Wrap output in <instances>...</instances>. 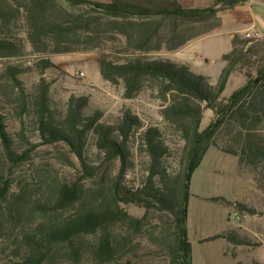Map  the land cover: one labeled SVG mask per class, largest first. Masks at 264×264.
Masks as SVG:
<instances>
[{
	"label": "trees",
	"instance_id": "1",
	"mask_svg": "<svg viewBox=\"0 0 264 264\" xmlns=\"http://www.w3.org/2000/svg\"><path fill=\"white\" fill-rule=\"evenodd\" d=\"M65 1L78 10L60 0H0V60L27 55L22 27L33 54L40 56L34 66L42 73L55 68L52 55L110 48L99 58L103 79L112 85L123 84L127 100L147 88L155 91L164 104L163 120L184 146L176 149L162 127L145 126L131 110L118 123L105 124L102 111L87 113L88 96H72L65 111L59 112L52 105L46 80L29 92L22 76L30 68L7 65L0 76V96L3 92L18 113L20 141H25L26 121L31 119L42 144L55 150L65 165L80 168L76 181L51 178L42 195L30 204L23 194L11 200L12 173L30 161L33 150L17 147L0 112V231L3 224L19 223L23 211L29 210V227L16 248L22 262L16 264H51L63 256L80 263L87 250L95 264H139L135 261L138 236L163 252L170 264H193L185 213L191 196L187 177H192L211 148L239 158L240 166L259 171L264 164V136L257 139L251 130L246 136L241 133L245 140L235 148L220 145L218 132L232 121L242 129L262 125L264 132V90H256L258 82H248L223 106L230 79L257 56L255 48L249 47L253 40L235 36L233 50L222 57L225 67L216 84L205 75L194 74L190 65L159 55L217 32L223 24L222 14L249 0H213L211 7L195 9L184 8L182 0L163 4ZM260 72L264 77V67ZM206 111L214 112L216 120L202 131ZM136 141L149 159L147 174L138 186L129 181ZM92 144L103 157L100 166L89 158ZM87 181L95 186L88 188ZM206 201L253 214L244 204L223 197ZM131 204L145 209L142 218L128 212L126 206ZM117 226L126 228L121 238L115 234ZM217 240L260 246L234 231L216 234L203 243Z\"/></svg>",
	"mask_w": 264,
	"mask_h": 264
},
{
	"label": "rangeland",
	"instance_id": "2",
	"mask_svg": "<svg viewBox=\"0 0 264 264\" xmlns=\"http://www.w3.org/2000/svg\"><path fill=\"white\" fill-rule=\"evenodd\" d=\"M88 1L109 3L111 0ZM143 1L145 3L155 1L163 4L165 0ZM60 2L70 9L78 10L72 8L65 0H60ZM257 2L249 0L234 12L223 13L225 27L218 30L214 36L197 41L182 58H177L174 54L171 55L172 52L169 51H163L159 55L160 58L172 61L185 59L184 62L190 63L191 71L194 74L205 75L209 77L212 84H216L224 68V63L219 56L229 53L232 49V28L230 25L237 14L241 12L252 16L258 22V26L264 29V12L260 10ZM246 18L248 17L244 16V19ZM251 26L252 24L249 22L240 21L237 25L239 33L237 36H243L245 39L243 34L247 29H251ZM20 34L24 39L27 55L17 60H0V76L7 65L20 64L26 69L30 68L22 76L24 85L29 92H34L42 79L47 81L50 86L52 105L57 111L64 112L72 96H88L90 105L87 113L102 111L105 124L118 123L123 113L126 110H131L141 118L145 126L162 127L167 140L176 149L184 146L178 133L163 120L161 110L164 104L155 91L147 88L134 100H127L123 84L112 85L103 79L100 73L99 58L105 47L104 49L52 55L50 60L55 68L42 73L34 66L40 56L33 54L31 45L26 38L25 28L22 27ZM249 47L255 48L257 56L247 63L241 72L230 79L223 96V106L228 104L233 94L248 82L256 81L258 82L255 85L256 90H264V77L260 72L264 67V38L255 41ZM105 50L109 52L111 49L106 48ZM82 73L85 76H82ZM0 112L6 118V125L16 140L17 147H20L21 151L33 150L30 161L12 173L11 200H16L18 195L23 194L25 202L30 204L42 195L45 191V183L49 182L51 178L56 177L67 181H76L79 178L80 168L65 165L55 150L42 144L36 126L31 119L26 121L25 141H20L19 133L22 126L18 113L14 105L10 104L3 95V92L0 96ZM215 120L216 114L206 111L201 130L207 129ZM232 123H224L218 132L219 144L222 146L236 148L245 140L242 136H246L250 130L253 131V136L257 139L264 136L262 125L242 129L238 122L232 121ZM34 145L37 147L34 148ZM133 151L134 168L129 176V181L138 186L147 174L149 159L137 141L133 146ZM89 158L94 166H100L103 162V157L100 156L93 144L89 148ZM86 184L88 188L95 186L91 181H87ZM190 193L187 219L189 241L193 248V264H264V164L261 165L259 171H255L240 166L239 158L211 148L201 166L191 177ZM214 197H223L231 202L244 204L253 211V214L246 210H238L234 206L206 201V199ZM126 209L137 218H142L145 214V209L134 204L126 206ZM74 211L75 209L71 210L69 214H73ZM28 214L27 207L23 211L19 223L3 224L0 231V264L22 262L16 248L20 245L24 232L29 227ZM238 216L240 218H237ZM228 231H234L252 244H260V246H234L225 240L203 243L206 238ZM115 234L117 238H121L126 234V228L117 226ZM136 243L138 245L135 261L139 264H170L166 255L150 244L144 236H138ZM51 264L95 263L90 251L87 250L80 263H74L70 258L63 256Z\"/></svg>",
	"mask_w": 264,
	"mask_h": 264
},
{
	"label": "crops",
	"instance_id": "3",
	"mask_svg": "<svg viewBox=\"0 0 264 264\" xmlns=\"http://www.w3.org/2000/svg\"><path fill=\"white\" fill-rule=\"evenodd\" d=\"M258 1V7L260 8V10L262 12H264V0H256ZM213 4V0H182V6L186 9H195V8H208V7H211V5ZM241 7V6H240ZM239 7H237L236 9L232 10V11H228L226 12L227 13H232L234 12L235 10H237ZM239 16H243V17H239ZM244 16L248 17L246 19H244ZM262 17V16H261ZM223 18V17H222ZM243 18V19H242ZM260 18V17H259ZM264 18V17H263ZM240 21H245V22H249L250 24H252L251 26V29H254L255 31L259 32L262 37L264 38V29L261 27V26H258V22L256 21V19H254L252 16H247L241 12H239V14H237V16L234 18L233 21H231V25L230 27L232 28V35H231V42L233 41V39L235 38V36H237V34H239L237 32L238 28H237V25L239 24ZM264 21V19H263ZM263 23V22H262ZM264 25V23H263ZM223 27H225V21H224V18H223V24H222V27L220 29H222ZM219 29V30H220ZM251 29H247V30H251ZM246 30V31H247ZM216 34L213 33L207 37H203V38H200V39H196L192 42H190L188 45H186L184 48L178 50V51H175V52H172V54L175 55V57L177 58H182V56H185L184 54L186 53V51L191 48L193 45H195V43L197 41H201L203 39H207L209 37H212ZM244 35V34H243ZM243 38V36H242ZM233 50V44H232V49L231 51ZM230 51V52H231ZM229 52V53H230ZM228 54V53H227ZM225 55V53L221 54L219 57L222 61V57ZM185 59H181V60H173L174 62H177V63H180V64H188L190 65L189 62H184ZM223 62V61H222ZM224 63V62H223ZM224 67H225V63H224Z\"/></svg>",
	"mask_w": 264,
	"mask_h": 264
},
{
	"label": "built area",
	"instance_id": "4",
	"mask_svg": "<svg viewBox=\"0 0 264 264\" xmlns=\"http://www.w3.org/2000/svg\"><path fill=\"white\" fill-rule=\"evenodd\" d=\"M244 37L247 40H253V41H259L262 39V35L259 32L255 31L254 29L245 31ZM81 75L85 76V74L83 73ZM237 218H240V216H238Z\"/></svg>",
	"mask_w": 264,
	"mask_h": 264
},
{
	"label": "water",
	"instance_id": "5",
	"mask_svg": "<svg viewBox=\"0 0 264 264\" xmlns=\"http://www.w3.org/2000/svg\"><path fill=\"white\" fill-rule=\"evenodd\" d=\"M190 180H191V174H189L187 177V181L189 182ZM185 213H186V216H188V206H186Z\"/></svg>",
	"mask_w": 264,
	"mask_h": 264
}]
</instances>
